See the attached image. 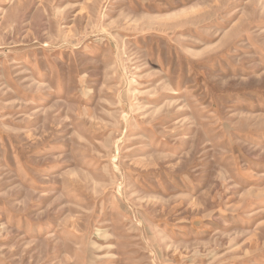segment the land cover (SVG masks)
<instances>
[{"label":"rangeland","instance_id":"rangeland-1","mask_svg":"<svg viewBox=\"0 0 264 264\" xmlns=\"http://www.w3.org/2000/svg\"><path fill=\"white\" fill-rule=\"evenodd\" d=\"M0 264H264V0H0Z\"/></svg>","mask_w":264,"mask_h":264}]
</instances>
